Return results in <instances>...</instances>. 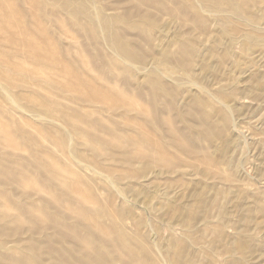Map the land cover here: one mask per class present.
<instances>
[{
    "label": "rangeland",
    "instance_id": "rangeland-1",
    "mask_svg": "<svg viewBox=\"0 0 264 264\" xmlns=\"http://www.w3.org/2000/svg\"><path fill=\"white\" fill-rule=\"evenodd\" d=\"M0 264H264V0H0Z\"/></svg>",
    "mask_w": 264,
    "mask_h": 264
}]
</instances>
